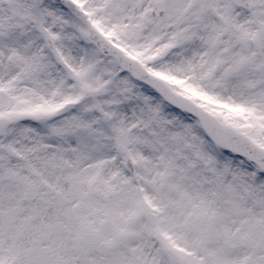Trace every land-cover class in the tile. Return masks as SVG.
I'll return each instance as SVG.
<instances>
[{"label": "snow or ice", "instance_id": "1", "mask_svg": "<svg viewBox=\"0 0 264 264\" xmlns=\"http://www.w3.org/2000/svg\"><path fill=\"white\" fill-rule=\"evenodd\" d=\"M0 264H264V0H0Z\"/></svg>", "mask_w": 264, "mask_h": 264}]
</instances>
